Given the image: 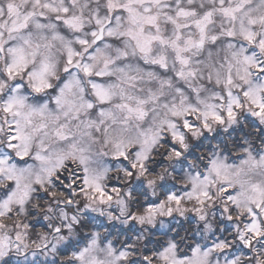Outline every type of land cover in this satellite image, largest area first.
Segmentation results:
<instances>
[{
    "label": "snow or ice",
    "instance_id": "1",
    "mask_svg": "<svg viewBox=\"0 0 264 264\" xmlns=\"http://www.w3.org/2000/svg\"><path fill=\"white\" fill-rule=\"evenodd\" d=\"M0 264H264V0H0Z\"/></svg>",
    "mask_w": 264,
    "mask_h": 264
}]
</instances>
